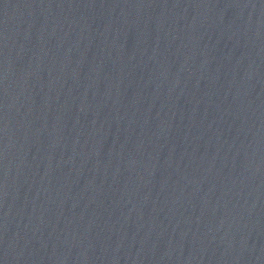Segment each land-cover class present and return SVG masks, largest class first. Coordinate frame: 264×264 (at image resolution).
<instances>
[{"label": "water", "instance_id": "95a60500", "mask_svg": "<svg viewBox=\"0 0 264 264\" xmlns=\"http://www.w3.org/2000/svg\"><path fill=\"white\" fill-rule=\"evenodd\" d=\"M0 264H264V0H0Z\"/></svg>", "mask_w": 264, "mask_h": 264}]
</instances>
